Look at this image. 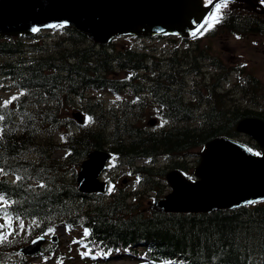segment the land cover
<instances>
[{"label":"trees","instance_id":"trees-1","mask_svg":"<svg viewBox=\"0 0 264 264\" xmlns=\"http://www.w3.org/2000/svg\"><path fill=\"white\" fill-rule=\"evenodd\" d=\"M221 12L211 35L264 36L260 10L229 1ZM60 32L52 42L0 37V79L7 78L10 87L22 91L16 103L0 104V196L5 215L31 220L34 235L79 220L89 229L86 240L95 253L101 247H124L141 261L177 257L179 264H264V202L218 212L145 217L135 204L125 203V194L101 202L80 194L73 178L66 182L76 161L89 150L105 148L127 165L158 157L178 163L176 159L192 156L216 136H234L237 120L264 121V109L249 106L257 105L256 80L246 81L248 87H242L236 99L214 89L205 98L197 89L184 92L189 58L196 50L201 53L198 41L192 52L169 60L144 54L123 39L95 48L73 29ZM104 94L115 95L114 102ZM62 99L74 101L72 108L84 112L90 125L74 121ZM147 99L161 109L165 124L159 129L143 124ZM60 130L68 132L62 140ZM57 151L63 154L59 158ZM163 171L148 170L147 177ZM147 245L152 247L146 250ZM16 250L12 241L3 242L0 264H26L21 256L14 260Z\"/></svg>","mask_w":264,"mask_h":264},{"label":"water","instance_id":"water-1","mask_svg":"<svg viewBox=\"0 0 264 264\" xmlns=\"http://www.w3.org/2000/svg\"><path fill=\"white\" fill-rule=\"evenodd\" d=\"M249 2V1H247ZM250 3V2H249ZM199 0H0V36H15L52 23L73 25L98 42L123 34L187 35L206 10ZM64 15V16H63ZM240 131L264 148V124L243 119ZM194 186L175 181L176 196L158 204L170 211H211L264 199V152L259 158L223 138L204 145ZM78 181H82L79 175Z\"/></svg>","mask_w":264,"mask_h":264},{"label":"rangeland","instance_id":"rangeland-1","mask_svg":"<svg viewBox=\"0 0 264 264\" xmlns=\"http://www.w3.org/2000/svg\"><path fill=\"white\" fill-rule=\"evenodd\" d=\"M209 44L207 47V53L209 56L218 58V63L222 65L227 71L234 68L241 67L243 72H247L255 76L260 84L262 93L264 92V41L260 36H249L242 39L232 37L230 35H221L206 40ZM149 42V40H146ZM165 42L161 41L157 43L158 46L164 45ZM237 69L234 72H227L228 79L230 81H236ZM11 93H4L0 100L7 99ZM1 96V95H0ZM113 99V98H111ZM84 118H82V121ZM116 179L111 180V192H117L119 188L128 189L133 182V178L128 175L127 171L117 170ZM151 194L143 196V202L150 201ZM145 197V198H144ZM147 198V199H146ZM149 198V199H148ZM146 199V200H145ZM15 231H18V226L14 225ZM7 228L5 224L0 220V234H5ZM55 240L48 239L45 241V245L55 244L56 239L60 242L61 246L58 248L59 254L63 256L70 255L67 260V264H87L82 263V259L78 257V253L74 252L75 244L74 239L80 238L81 230L79 228L60 226L55 232ZM47 239V238H46ZM78 255V256H77ZM38 258L29 259L30 264L37 263ZM65 260V259H64ZM121 259H116L115 262L109 264H131L129 262H120ZM45 262L42 264H48ZM108 264V263H107Z\"/></svg>","mask_w":264,"mask_h":264},{"label":"bare ground","instance_id":"bare-ground-1","mask_svg":"<svg viewBox=\"0 0 264 264\" xmlns=\"http://www.w3.org/2000/svg\"><path fill=\"white\" fill-rule=\"evenodd\" d=\"M254 6L255 9L260 10L261 13L264 14V0H258V1H254V0H250ZM205 5H197L195 6L196 10L201 12L202 9L204 8ZM64 16V15H63ZM69 24H71V22L69 21ZM262 40L264 41V37H262ZM98 39L95 38H86L84 42H86L87 44H92L95 48H98V46H103L104 43L103 42H98ZM175 51H178L179 54H183L185 51V45L184 42L180 39H178L177 37H174L170 44H169V48L168 51H166L164 48H162V46H158L157 44H153L152 48H151V52H155L157 54V57L160 59H169L171 60L173 58V55L175 58H178V56H175ZM188 55L191 56V54L187 53ZM179 59V58H178ZM190 70L194 71L195 67L191 66ZM210 76H213V73L210 74ZM250 93V90H247ZM244 107V106H243ZM170 121V120H169ZM242 125L241 120H237V122L234 124V129L238 130L241 134H245L244 131H240L239 127ZM264 152V148H261L258 151L259 155H262V153ZM253 153V152H252ZM254 156V153H253ZM86 157L88 159V162H85L83 160H77L75 165L78 167H81L91 173H95L99 168H101L103 165L105 164H118L117 161L113 160V155L111 154L110 150H105L102 152H98V153H94L92 150H89L86 154ZM98 160H101V162H98ZM191 172H195L196 169L193 168H188ZM73 175V174H72ZM72 175L68 174L66 175V182H68L70 179H72ZM51 176V174H50ZM167 183L165 185V188L167 190H173L174 187L177 185L179 186L180 184H174L172 183L169 179H166ZM187 187V185H186ZM141 205H144L143 202H141ZM148 212L150 214H156V212L154 210H150L148 209ZM75 228H79L80 226H82V224L79 222V220L75 221ZM98 253V257L100 259V263L103 262L106 257L110 254V256H113V252H111V249L109 248H105V247H101L98 248L97 250ZM114 256H116V254H114Z\"/></svg>","mask_w":264,"mask_h":264},{"label":"snow or ice","instance_id":"snow-or-ice-1","mask_svg":"<svg viewBox=\"0 0 264 264\" xmlns=\"http://www.w3.org/2000/svg\"><path fill=\"white\" fill-rule=\"evenodd\" d=\"M209 2L211 3V0H209ZM225 7H227V2H226V0H225V3H223V4H216L215 5V9H216V11H215V13L213 14V16L211 17V19H214V20H216V22H219V15H220V12H221V9L222 8H225ZM211 25L209 24V27H210ZM193 35H195V33H193ZM16 99H18V97H12L11 98V100H16ZM11 100H9V101H6L5 102V106L8 104V103H11ZM0 119H3V117L2 116H0ZM18 179H19V177H18ZM109 191H111V189H109ZM4 198H3V196H0V200H3ZM5 203H7L6 201H5ZM9 226H10V224H9ZM21 227H23V224H22V222H21ZM49 231H51V230H49ZM85 235H87V232L85 233ZM3 239H5V237H0V240H3Z\"/></svg>","mask_w":264,"mask_h":264}]
</instances>
